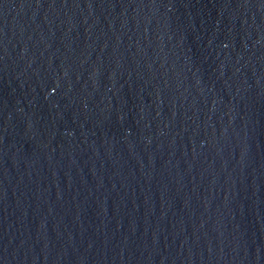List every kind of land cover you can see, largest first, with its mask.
I'll list each match as a JSON object with an SVG mask.
<instances>
[{"label": "water", "instance_id": "95a60500", "mask_svg": "<svg viewBox=\"0 0 264 264\" xmlns=\"http://www.w3.org/2000/svg\"><path fill=\"white\" fill-rule=\"evenodd\" d=\"M0 264H264V0H0Z\"/></svg>", "mask_w": 264, "mask_h": 264}]
</instances>
